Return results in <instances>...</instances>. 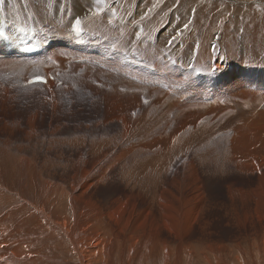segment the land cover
Segmentation results:
<instances>
[{
    "label": "rangeland",
    "instance_id": "374dc122",
    "mask_svg": "<svg viewBox=\"0 0 264 264\" xmlns=\"http://www.w3.org/2000/svg\"><path fill=\"white\" fill-rule=\"evenodd\" d=\"M149 1L151 0H18L24 9L13 15V9L10 8L9 14L12 16L10 19L16 16L17 18H14L16 20L18 18H23L22 15L24 11L29 10H33L37 18L44 22H51L58 17H64L65 19L77 17L72 23L77 20L83 22L87 19L82 29L88 28L90 23H94L95 27L93 30L104 33L108 38H112V36L113 38L107 41L105 38L101 37L97 40L99 44L97 47L87 44L82 47L84 48L83 50H81L82 48H78L76 51L73 50V52L69 51L73 48L67 47L70 46L68 42L63 39H58L56 48H54V51H57L54 53L59 52L62 54L63 63L56 71V74L53 72L49 73L55 78L54 81H51L52 84L49 87L41 84L37 87H31L32 85H24L25 82L23 81L33 75L45 76L46 74L42 68V64L37 65V63L51 59L52 55H47L43 60L35 62V66H32L35 69H28L27 72L25 70L21 73H12L7 70V66L0 69L1 218L9 213L13 214L14 220L16 218V220L20 219L19 217H21V219L27 217L32 213L34 208L42 205V202L47 199L67 202L72 194L75 196L78 194V187L81 188L86 181L90 184L92 182V186L94 184L93 187H89L87 192L97 198L94 197L98 206H103L102 208L104 209V204H109V208H113V200L121 199L120 203H123V210L126 209L124 213L130 215L132 212L138 213L135 211V208L137 210L142 208L145 209L148 206V201L146 202L142 192L146 190L147 186L144 184L141 186V183L138 184L131 179L129 185L135 187L134 183L137 184L138 191L135 190V194H140V197L138 196L134 198V200H126L125 195L129 192L130 186L128 185L126 187V185H123L125 182L123 178H121L122 173H124L126 169H134V167L139 166H136V164L144 166L146 171L144 170L143 176L146 174L148 177L147 172L149 171H152L151 173H153V175L157 174L158 184L161 187L164 186L159 192H163L162 194L165 195V193L169 191L170 193L168 192L165 197H168V195L169 197L172 196L170 199L177 197V195L179 199H181L180 196L189 193V188H191L192 184L197 182L201 184L205 183L204 188H207L209 191H215L214 187H217L215 185L218 182V178L216 176L208 177L206 172L212 171L213 168L211 164L218 165L213 159L215 156H217L215 157L216 161L220 158H222V160L224 159L226 156L222 152V150L225 149L224 144L228 143V139L234 133L235 126L239 124L237 111H228L227 109L230 108L228 107V103L233 101L234 94L238 96L239 90H242L241 87L246 84L243 81L241 83L240 78L246 82L250 81L254 83L249 87V92H246L244 97V99L247 98V101L252 102L249 113L255 115L264 107V36H262L264 29L260 30L261 36H256L259 41L256 42L257 39L253 41L246 36L245 30L242 28L244 26L241 25L242 18V22L246 21L245 25H247V22L251 24L252 22H260L263 14L260 13L261 10H258L264 8L261 7V2L263 1L260 0L259 2V0H257V2L252 0L253 2H251V0H235L236 3L235 1L233 2V0H175L176 3L173 0L168 4V0H158V3L161 2V7L148 4ZM243 3H245V5ZM248 5H254L253 7H256L254 10H251L252 12L249 13V15L251 16L254 11L255 13L258 12L259 15L256 14L257 17L255 13H253L258 21L255 20L253 15L251 19L248 17V14L246 15L251 22L248 21L247 18L242 17V14L245 13L244 8H247ZM6 11L8 10L4 8V13ZM6 13L8 14V12ZM239 13H242V16L239 15ZM142 14L146 16V19L139 16ZM261 14L262 16H260ZM50 15L54 16L50 19L51 21L46 18ZM258 16H260V20ZM17 21H19L18 23L26 25L23 20L18 19ZM261 21L264 22V19ZM105 22H107V25L110 23L108 27L104 26ZM262 22L259 23V27L264 28ZM121 27L123 28L122 31ZM167 29L168 32L164 33ZM41 30L46 33L55 32L54 28L50 29L48 24H42ZM110 31H112V33ZM258 34L260 33L258 32ZM84 35L88 37L90 41L96 40L94 36L100 37L99 33H94L91 29ZM161 35H163L162 38H160ZM215 36L217 37V41L214 40L216 39ZM140 40L141 42L145 41V47L148 45L156 47L153 48V51L150 50L148 53L149 56L144 60L140 57ZM119 41H123V44L125 42V44L134 43L136 41V46L130 54H127V51H122L118 48L119 46L117 44ZM251 42H255L254 44L257 46L254 44L251 46ZM248 47L254 49L253 52L251 51L253 55L249 52L250 50H246ZM143 50L145 51V49ZM92 51L93 53H91ZM258 51H260V53ZM218 56H221L225 62H223L220 67H217L215 60ZM106 57L108 59L104 60ZM242 58L244 59V61H242L243 63L241 62V60H243ZM248 58L251 59L250 62H248ZM0 61L5 62V58L0 59ZM237 61L240 63H236ZM50 63H52V61L48 60V62L43 63V66ZM96 70H99L100 74ZM127 70H130V74H128ZM98 74L100 77L96 78ZM107 74H109V76L102 79V77H105ZM230 76H234L237 80L235 79V81H233L234 77L232 78L233 80L227 79L230 80V82L224 80ZM109 81L111 82L108 83ZM156 82H159L161 91L165 90L162 92L160 91L163 99H161V96L148 95L150 89L157 85L155 84ZM235 82L237 84H235ZM125 87L128 88V93ZM113 89H115V92L118 94L123 95V97L124 94L127 93V98H120L110 93ZM111 98L115 99V107L111 102ZM149 98H155L156 101H150ZM184 102L186 107L181 106L184 105ZM188 103L191 105L193 104V106ZM165 114H167V116ZM201 126L208 128L206 134L203 133L201 135L198 133L197 129L195 131L196 127ZM198 129L200 130L201 128ZM201 130L203 131V129ZM193 131L195 132L193 133ZM196 135H198V137ZM263 136L264 135H260L259 138H256L255 141L257 143L253 147L248 148L249 153L256 150H264ZM217 142L221 143V145ZM167 144L168 146L165 147ZM218 148L219 151H217ZM220 148H222V150H220ZM170 150L173 152L171 153L172 155L169 154L171 152ZM184 150L187 151L185 152ZM130 151H134V153H130ZM220 151L224 155L220 154ZM120 153H122L123 156ZM137 154L140 156H137ZM129 155H132L131 158H129ZM157 157L161 158L159 159ZM207 157H209L210 162ZM101 159H103V161ZM129 159L132 161H128ZM114 160L120 161L117 163ZM134 160L137 163H135ZM253 160L256 162L259 159L255 156ZM126 161L128 163H125ZM156 161L163 163H159V165ZM205 161L207 163H204ZM211 161L214 163H211ZM224 161L226 162L225 166L228 165L226 166L228 170L232 168L231 171L229 170L230 176H225L226 178L223 177L224 182L232 183L231 186L235 188H245L244 186H246L247 182L245 183L244 180L242 181L240 173L236 172L230 160L226 157ZM182 163L186 164V166ZM201 163L205 166L207 164L206 168L202 166ZM97 165L99 166L96 167ZM127 166L132 168H127ZM149 166H153V168L151 167L152 170H149ZM90 167L93 168L90 169ZM121 167L123 169H121ZM191 167H193L194 170ZM157 169L160 171V175L162 173L161 178H159ZM100 170L101 177L97 174ZM82 172H86L87 174H83ZM262 172L260 171V173ZM34 173H39L44 180L46 179L47 182L51 184L50 187L49 184L44 183V180L35 179L32 181L30 175ZM82 175L84 177L86 176V178H83ZM143 176L140 175L142 179ZM182 176L185 180H183ZM248 177L253 183L256 175ZM200 178L204 179L201 180ZM179 179H182L184 182L182 181V183ZM100 181H102L101 184H99ZM71 183L75 186V189H72L74 186L70 187ZM174 183L177 186L173 185ZM224 184H220L219 188H221V191H215V193H225ZM52 186L54 187L53 189ZM140 186L144 189L141 190L142 188H140ZM33 188L37 189L34 190ZM92 189L94 190L92 191ZM165 190L166 192L164 193ZM180 191L184 192L181 194ZM171 193L172 195H170ZM88 194H83V198H86ZM221 198L226 197L222 195ZM141 199H144L143 202ZM139 201L143 206H141ZM99 202L101 204H99ZM222 202L228 206L227 200H223ZM25 207H28L29 210H25ZM128 207H130V209H128ZM114 208L112 210H114ZM241 208L242 207L237 206V214L240 217L247 221L252 220L254 223L257 222L255 215H253L254 218L251 219L246 215L244 209ZM215 210L214 219L210 218V213L208 211L204 213L205 216L203 215V218H207L209 221L212 220L211 222L214 223L215 226H218L219 219L221 223L219 222L220 225L218 228L215 227V230L219 232L220 236L212 235L211 238L215 239L217 242H221L225 239L227 242L226 246L228 247L229 244L228 250H230L233 255L236 252L233 251L229 239H234L238 231H235L231 225H229V227H224L228 218L224 217L225 214L222 209L216 208ZM154 213L158 215L157 211H154ZM14 215L16 217H14ZM163 231L166 234L169 233L166 229ZM163 231H161L162 236L171 239L170 235L167 234L169 235L167 236ZM193 231L189 236V242L192 243L190 245L192 250H186V253L189 252L188 255L191 253L189 264H207V258H210V264H213L214 261L211 254H205L206 262L203 258H198L200 249L204 248V246H200L202 244L196 243L197 238L200 237L197 228H194ZM222 232L227 233L223 235ZM251 233L250 231L241 232L242 236H253ZM58 234L59 233L56 234L57 236L50 235L45 249H49L48 252H51L53 249L52 253H55V255L59 257L57 260H61V257L65 260V258L68 257V247L65 239ZM168 241L171 242V240ZM58 242H60L63 247ZM59 246H61L63 250H59ZM243 247V251H248L246 245H243ZM65 253L67 256H64ZM225 254L226 253H224L225 262L229 264V257ZM236 255L238 254H235L234 258L238 257V259H241L242 256ZM246 255L252 258L250 261L256 259V261H259V264L264 263V256H262V258L260 255H258V257H253L252 254L248 255L247 253ZM192 256L196 258L193 259ZM226 258L229 261L226 260Z\"/></svg>",
    "mask_w": 264,
    "mask_h": 264
},
{
    "label": "bare ground",
    "instance_id": "6f19581e",
    "mask_svg": "<svg viewBox=\"0 0 264 264\" xmlns=\"http://www.w3.org/2000/svg\"><path fill=\"white\" fill-rule=\"evenodd\" d=\"M159 1H162V0H159ZM168 1H169L168 4H170L173 0H168ZM178 1H181V0H178ZM234 1L235 0H233V2ZM246 1H248V0H246ZM255 1H257V0H255ZM255 1H254V3H255ZM261 1H263V2H261V4H262L261 7H264V0H261ZM251 2H253V1L251 0ZM259 2H260V0H259ZM1 4H3V5L0 6V9L2 10L0 12V14H3L5 16V18L7 19V21H10V22H16L17 23V22H19L17 20L20 19V20H23L26 23V25L27 24H33L38 30L41 29L42 24H44V25L48 24L50 29L54 28V31L56 32V35H57L56 37H60V38L64 37L65 40H66L65 34H63V33L67 32L69 30V34H71V33L74 34V32L77 29L76 26H74V27L71 26V23L74 20H76L77 17L76 18L70 17L69 19H65L64 17H58L56 20L51 21L50 19L53 18L54 16L50 15V16H47L46 18L48 20H50L51 22H49V21L44 22V21L37 18V15L35 14V12L33 10L24 11V14L22 15L23 18H18L16 20V19H14V18H17L15 16L14 18L10 19L12 17L9 14L10 8L13 9V15H15L16 13H19L21 10H23L24 7L20 5L18 0H12V1L0 0V5ZM148 4H154L155 6L157 5V7H159V6L161 7V2L158 3V0H151L148 2ZM243 4L245 5V3H243ZM166 5H167V3H166ZM254 5H250V6L248 5L247 8H244L245 13L244 14L241 13L243 16L240 13H239V15H241L242 17L247 18V19H248V17H250V19H251V16L253 15V13H255V11L252 13L251 16L249 15V13L252 12L251 10H254L256 8V7L255 8L253 7ZM4 8L6 10H8V11H6V12H8V14L6 12L4 13ZM27 8H30V7H27ZM153 8H154V6H153ZM14 9H15V11H14ZM242 10H243V8H242ZM260 10H261L260 13L263 14V16H262V14L260 16L264 17V8L259 9L258 11H260ZM247 14L249 15L248 17H246ZM256 14L259 15L258 12H256L255 15ZM257 15H256V17H257ZM139 16L142 17L143 19H146V16L144 14L139 15ZM260 16H258V18ZM256 17L254 16L255 20L258 21V19H256ZM262 17H261V20L264 19ZM36 18H37V20H36ZM239 18H240V16H239ZM62 19H63V21H62ZM237 19H238V17H237ZM237 19H236V22H237ZM250 19H248V21L251 22ZM86 20H84L81 23V30L80 31L84 32V34H86V32L91 29L94 33L97 32L100 34V37L94 36L96 38V40L91 41V42L98 43L97 40L100 39L101 37L105 38L107 41H109L113 38V36H112V38H108L105 36L104 33H100L96 30H93L95 27L94 23H90L88 28L82 29V26H84V23ZM259 20H260V18H259ZM261 20H260V22H262ZM242 21H243V18L241 20V23H242L241 25L244 26L242 28L245 30V34L248 38H250V40L254 41L255 39L258 38V37L256 38V36H259V35L261 36L260 30H262L264 28L259 27V23H260L259 21H258L259 23L257 22L258 24L254 23V22H252V24L247 22V25H245L246 21L245 22H242ZM253 21H254V19H253ZM101 22L103 23L102 20H101ZM109 24L110 23H108V25ZM262 24L264 26V22H262ZM50 25H51V27H50ZM108 25H107V22H105L104 26L108 27ZM231 28H233V27H231ZM97 29H99V28H97ZM122 29L123 28L121 27V31H122ZM110 32L112 33V31H110ZM167 32H168V29L166 31H164V33H167ZM258 32L260 34H258ZM129 33H131V32H129ZM226 34H227V31H226ZM263 34H262V36H264ZM127 35H128V33H127ZM162 36L163 35H161V37L160 36L159 37L162 38ZM56 37H54V39H57ZM117 37H119V36H117ZM215 38L216 39H214V38L213 39L217 41L216 36H215ZM263 39H264V37H263ZM263 39H261V40H263ZM83 40H85V39L83 38ZM123 41L118 42V44H117L119 46L118 48L122 51H127L126 53L130 54L134 50V47L136 46V41L134 43L128 42L129 44H125L126 42L123 44ZM67 42L69 43L70 40H67ZM256 42H259L258 39L256 40ZM71 43H72V47L74 48V49L69 50L71 52H73V50L76 51L75 46L80 47V48L84 46V45L83 46H77L74 44V41H71ZM144 43H145V41L141 42V40H140V46H141V48L139 49L141 51L140 57L143 60L145 58L147 59V56H149L148 53L150 52V50L153 51V48H156L155 46H151V45H148L147 47H145ZM254 43L251 42V46ZM255 46H257V45H255ZM54 47H55V42L50 48L44 50L40 55L30 57V58H25V59L19 58L18 61L17 60H11L12 58H16V57H13V56L6 57V58H8V60H5V62L0 61V69L2 67L4 68V66H7V70H9L12 73H21V72H24L25 70L27 72L28 69L29 70L35 69L32 67L34 65V62H33L34 60L38 61V60H40V58L44 59L47 55H52V57H51L52 63L46 64L45 66H43V63H45V61H42L41 63H37V65L42 64V68H43L46 76H48V74L51 72L56 74V71L59 69L60 66H62V63H63L62 57L63 56L59 52L54 53L57 51V50L54 51L55 50V49H53ZM83 49L84 48H82L81 50H83ZM143 49H145L146 52ZM228 50H229V47H228ZM246 50H248V51L250 50L249 51L250 53H252L254 51V49L252 47H248ZM255 51H256V49H255ZM258 52L260 53V51H258ZM263 52H264V50H263ZM91 53H93V51ZM252 55H253V53H252ZM244 56H246V55H244ZM249 56H251V55H249ZM254 56H253V58H254ZM259 56H260V54H259ZM249 58H251V57H249ZM107 59L108 58L106 57L104 60H107ZM215 60H216L217 67H220V65L224 62V59L221 56L216 57ZM250 60L251 59H249L248 62H250ZM242 61H244V59L241 60V62ZM46 62H48V61H46ZM236 63H240V62L237 61ZM210 65H211V63H210ZM212 65H213V63H212ZM213 67H214V65H213ZM127 68H131V67H127ZM215 69H216V67H215ZM36 70H37V68H36ZM219 70H220V68H219ZM96 71L99 72V74H100L99 70H96ZM127 71H128V74H130V70H127ZM1 72H3V71H1ZM206 72H208V71H206ZM99 74L96 76V78L100 77ZM35 76H38V75H33L32 77H35ZM46 76H44V77H46ZM108 76H109V74L105 75V77H102V79L103 78L105 79ZM233 77L234 76H230L229 78H226L224 80H227V79L233 80L234 79L233 81H235L236 78L235 77L233 78ZM236 77H238V76H236ZM30 78L31 77L24 80L23 82H27ZM171 79H173V78H171ZM135 80H137V79H135ZM240 80H241V83L243 81L246 84L243 87H241L242 90L241 89L239 90L238 96H236L234 94L233 101L228 103V107H230V108L227 109L228 111L229 110H236L237 111L238 116H239L238 117L239 124L235 126L234 133L228 139V143L226 141L227 144H224L225 147L224 146L223 147L225 149L222 150L223 147L220 148V150H222V152L226 155L224 157V159L222 160V158H220L219 160L217 159L218 161H216L215 157H217V156H215L213 159L215 160L216 163H218V165L217 164L216 165L211 164V163H214V162H212L213 160L211 159L212 161L210 164L212 165L213 169L211 168L212 169L211 172L205 171L207 173L206 175L208 177L216 176L218 178V182L215 185L217 187H214L215 191H221V188H219V186H220V184L225 183L224 184L225 186H223L225 188V193L217 194L213 190L209 191L207 188H204L205 183L201 184V183L197 182L195 184H192V186L189 183V185L191 186V188H189L190 189L189 193H187V194L185 193L183 195L182 193L184 191L183 192L180 191V193L182 194L180 196L181 199H179L178 195L176 194L177 197H174L173 198L174 200H173V199H170L172 196L169 197V195H168V197H165V195L169 191H167V193H165L166 192V190H165L164 191L165 195L162 194L163 192H159L161 189L164 188V186H162L163 187L162 188L158 184L159 182L157 181V179H158L157 174L153 175V173H151L152 171L151 172L149 171V170H152L151 167L153 168V166H151V167L149 166L150 169L148 170L149 172H147L148 177L146 176V174H144V176H145L144 177L142 175L144 170H145L144 166H141V164H136V166L137 165H139V166L134 167V169H126V171L124 173H122L121 178H123V180L125 182V184H123V185H126V187L129 185V182L131 181V179L134 180L133 182H137L138 184L141 183V186H142V184L147 186V188L145 186L146 190L142 191L143 195L145 196L146 202L148 201L147 208H145V209L142 208V209H138V210L135 208V211H137L138 213H133L131 211L132 214L130 215L128 213H124V210H126V209L123 210L124 206L122 205L123 203L122 204L120 203L121 199H114V200L112 199L113 200V203H112L113 208L115 207L114 210H112L113 209L112 207L109 208V204H104L105 208L103 209L102 208L103 206H98V203L96 201L97 198L94 196L96 198L95 199L92 194H88L87 190L89 189L90 186H92L91 185L92 182L90 184L88 181H86V183L84 185H82L81 188L78 187L79 191L77 192L78 194L76 196L71 193L72 195L70 196V198L67 202L59 201L56 199H51V200L47 199V200L42 202L43 203L42 205H40V206L36 205L38 207L34 208V210L32 211L31 214H29L27 217H24L22 219H21V217H19L20 219L16 220L17 219L16 218L14 220L12 213H9L2 218L0 217L1 218L0 219V264H141V263L142 264H149V263L150 264H184V263L189 264L191 253L188 255L189 252L186 253V250L192 248L190 246L192 243L189 242V236L191 235V232L194 230V228H197V230L200 233V237L197 238L196 243L202 244L200 246H204V248L200 249L198 258H200V257L203 258L205 260V262H206L205 254L208 253L209 255L211 254L213 256V258H212L214 261L213 264H226L225 258H224V253H226L229 257L228 259L230 260L229 261L226 258V260L229 261V264H236V263L237 264H259L258 263L259 261H256V259L253 261H250L252 258H250L249 256H248L249 257L248 258L246 253L248 255L252 254L253 257L254 256L258 257V255H260L261 257L264 256V152H263L264 150L263 151L256 150L252 153H249L248 148L256 145L257 142L255 140L257 137L259 138L260 135H264V107L255 115L249 113V108L252 105V102L247 101V98L244 99V97H245L246 92H249L248 91L249 87L252 86L254 83H251L250 81L246 82V81L242 80L241 78H240ZM227 81L230 82V80H227ZM110 82L111 81H109L108 83H110ZM229 82H227V83H229ZM51 84L52 83L50 81H48L46 83V86L49 87V86H51ZM155 84H157V85L150 89L148 95L152 94V95H156V96H161V92L165 91V90L161 91V89L159 87V82H156ZM235 84H237V83L235 82ZM39 85L40 84H33L31 87H37ZM125 89L128 93V88L125 87ZM61 93H62V91H61ZM110 93H113L115 96L120 97V98H124V97L127 98V93H125L124 97H123V95H120L117 92H115V89H113ZM161 99H163L162 96H161ZM53 100H55V99H53ZM149 100L150 101H153V100L156 101L155 98H153V99L149 98ZM111 102L113 103V106L115 107L116 102H115L114 98H111ZM188 104H190V103H188ZM181 106L186 107L185 102H184V105H181ZM191 106H193V104ZM165 115L167 116V114H165ZM198 128L203 129V131L201 129L199 130ZM196 129L198 130V133H200L201 135L203 133L206 134V132L208 130L207 127H203V126L196 127L195 131H196ZM195 131H193V133ZM199 131H201V132H199ZM196 136L198 137V135H196ZM219 142H221V141H219ZM219 142H217V143H219ZM223 142H225V141H223ZM219 144L221 145V143H219ZM167 146H168V144L165 147H167ZM176 146H178V145H176ZM175 148H177V147H175ZM170 151L171 152L169 154L172 155L171 153H173V152H172V150H170ZM184 151L186 152L187 150H184ZM217 151H219V148ZM222 152L220 154H222ZM122 153H120V154H122ZM128 153H129V149H128ZM130 153H134V151L133 152L130 151ZM176 154H177V152H176ZM224 154H222V155H224ZM138 155L139 154H137V156ZM213 155H215V154H213ZM222 155H220V156H222ZM122 156H123V154H122ZM131 156L129 158H131ZM255 156H257L259 159L256 162H254V160H253V158ZM209 157H207V158L209 159ZM226 157H227V159L230 160L231 165H233L236 172L240 173V175L242 177V181L244 180L245 183L247 182L246 186H244L245 188H238V187L235 188V187L231 186L232 183L224 182L223 177L228 176L230 174L229 170L231 171V169H232L231 168L228 170L226 168V166H228V165L225 166L226 162L224 160ZM157 158H159V157H157ZM127 159H128V157H127ZM164 159H167V158H164ZM101 160L103 161V159H101ZM112 160H113V158H112ZM117 160H118V157H117ZM130 160L131 159H129L128 161H130ZM135 160H134V162H135ZM140 160H141V158H140ZM119 161H115V162L119 163ZM149 161H150V159H149ZM145 162H142V163H145ZM156 162H158V161H156ZM193 162H195V161H193ZM209 162H210V159H209ZM125 163H128V162L126 161ZM135 163H137V162H135ZM149 163H151V162H149ZM159 163H160V161L158 162V164ZM162 163H160V164H162ZM204 163H207V162L205 161ZM227 163H228V160H227ZM182 164H184V163H182ZM27 165H29V164H27ZM83 165H84V163H83ZM184 165L186 166V164H184ZM201 165H202V163H201ZM89 166H92V165H89ZM98 166L99 165H97L96 167H98ZM103 166H104V164H103ZM108 166H110V165H108ZM202 166H205V165H202ZM206 166H207V164H206ZM206 166H205V168H206ZM128 167L129 166H127V168ZM208 167H210V166H208ZM92 168L90 167V169H92ZM108 168H111V167H108ZM129 168H132V167H129ZM145 168H147V167H145ZM191 168L193 169V167H191ZM191 168H190V170H191ZM205 168H204V170H205ZM121 169H123V168L121 167ZM121 169H120V172H121ZM158 169H157V171H158ZM188 169H189V167H188ZM32 170H33V168H32ZM184 170H185V168H184ZM186 171L189 172L188 170H186ZM232 171H234V170H232ZM260 171L261 172L263 171V172L260 173ZM92 172H94V171H92ZM10 173H12V172H10ZM82 173L85 174L84 172H82ZM100 173H101V170L97 173L101 177ZM117 173H118V171H117ZM157 173L159 174L160 171H158ZM163 174H164V172H163ZM92 175H89V176H92ZM140 175L143 176V179H142V177H140ZM161 175H162V173H161ZM161 175L159 174V178H161ZM192 175H193V173H192ZM253 175L254 176L256 175V177H254L255 179L253 180V183H252L248 176H253ZM89 176H88V178H89ZM204 176H205V173H204ZM106 177H108V176H106ZM106 177H105V179H106ZM30 178L32 181H34L35 179L42 180V181L44 180L39 173H34V174L30 175ZM83 178H86V176L85 177L83 176ZM111 178H112V176H111ZM182 178H183V176H182ZM187 178H189V177H187ZM203 179H201V180H203ZM45 180H44V183L49 184V187H50L51 184L49 182H47V180L46 181ZM102 180H104V179H102ZM183 180H185V179L183 178ZM183 180L181 179L180 181L182 182ZM211 180H212V178H211ZM211 180H210V182H211ZM188 181H190V180H188ZM242 181H240V182H242ZM205 182H206V180H205ZM101 183H102V181H100L99 184H101ZM134 185H135V187L132 185L131 186L129 185L130 186L129 192L126 193V195H125L126 197L124 196L126 198V200H131V199L134 200V198H136L140 195V194L139 195L135 194V192H136L135 190L138 191V188H137V184L134 183ZM173 185H175V183ZM207 185H208V183H207ZM73 186L74 185H72V183H71L70 187H73ZM93 186H94V184H93ZM141 186H140V188H142ZM175 186H177V185H175ZM53 188L54 187L52 186V189ZM36 189H34V190H36ZM68 189H70V188H68ZM72 189H75V186ZM106 189H108V188H106ZM124 189H126V188H124ZM143 189L144 188H142L141 190H143ZM93 190L94 189H92V191ZM17 191H19V190H17ZM173 191H171V192H173ZM125 192H126V190H125ZM177 192H179V191H177ZM86 193L88 194L87 197L83 198L84 197L83 194H86ZM80 194H81V196H80ZM119 194H116V195H119ZM68 195H70V194H68ZM121 195H123V194H121ZM170 195H172V193ZM222 195H224L226 198H221ZM4 199H5V197H4ZM215 199H218V200H215ZM138 200H139V198H138ZM143 200H142V202H143ZM223 200L228 201V206L222 202ZM32 204H34V203H32ZM99 204H101V203L99 202ZM121 205H122V208H121ZM141 206H143L142 203H141ZM237 206L242 207L244 209V211L246 212V215L249 216L251 219L254 218L253 215H255V217L257 218V222L254 223L252 220L247 221V220H244L242 217H240L237 214V210H238ZM137 207H138V204H137ZM216 208L222 209V211H224V214H225L224 217L228 218L226 220L225 225L223 224L224 227H226V226L229 227V225H231V227H233V229L235 231H238L237 236L234 237V239H229L231 241L230 244H232L231 247H233V251L236 252L233 255H232L231 251L228 250L229 244L227 247L226 246L227 242L225 241V239L222 240L221 242H217L215 239L211 238L212 235L220 236L219 232H217L215 230L216 229L215 227L218 228L220 225L219 219H218V226H215L214 223L211 222L212 220L209 221V220H207V218H203L204 213H206V211H208L210 213V218L214 219V216H215L214 210ZM128 209H130V207H128ZM25 210H29V208L25 207ZM25 210H24V212H25ZM2 211H4V210H2ZM7 211H9V210H7ZM154 211H157L158 215H155ZM239 212H240V210H239ZM25 214H27V213H25ZM15 215H14V217H16ZM17 216H19V215H17ZM261 221H262V223H261ZM165 229L167 230V232H169L167 234L170 235L171 239L162 236L161 231H163ZM240 231L241 232L250 231V232H252L251 235H253V236H244V235L242 236ZM193 232H195V231H193ZM57 233H59L62 236V238L65 239L67 247H68L67 248L68 257H66L65 260H64V258L62 259V257H61V260H57L59 257H57L55 255V253H52V251H53L52 248H51L52 251L50 250L51 252H48L49 249L48 250L45 249V245L48 244L47 241H48L50 235L57 236L56 235ZM222 233L224 235V233H227V232H222ZM169 235H167V236H169ZM168 240H171V242H169ZM58 243H60V242H58ZM194 245H192V246H194ZM243 245H246L248 247L247 248L248 251H246V252L243 251L244 250ZM61 246H62V244H61ZM61 246H59L60 247L59 250H63V249H61ZM200 246H199V248H200ZM194 254H196V253H194ZM235 254L242 256L241 259H238V257L234 258ZM238 255H236V256H238ZM64 256H67V254L65 253ZM192 258H193V256H192ZM195 258L196 257L194 256L193 259H195ZM191 261H193V260H191ZM200 261H198V262H200ZM210 262H211V259L207 258V264H210Z\"/></svg>",
    "mask_w": 264,
    "mask_h": 264
},
{
    "label": "snow or ice",
    "instance_id": "6c2138e0",
    "mask_svg": "<svg viewBox=\"0 0 264 264\" xmlns=\"http://www.w3.org/2000/svg\"><path fill=\"white\" fill-rule=\"evenodd\" d=\"M79 23V21H77V24Z\"/></svg>",
    "mask_w": 264,
    "mask_h": 264
}]
</instances>
